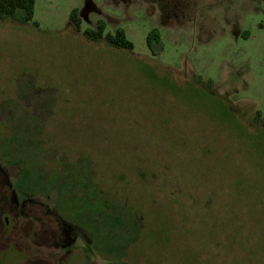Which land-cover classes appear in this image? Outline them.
Returning a JSON list of instances; mask_svg holds the SVG:
<instances>
[{
  "label": "rangeland",
  "instance_id": "obj_1",
  "mask_svg": "<svg viewBox=\"0 0 264 264\" xmlns=\"http://www.w3.org/2000/svg\"><path fill=\"white\" fill-rule=\"evenodd\" d=\"M99 19L132 49L85 38ZM4 202L21 237L0 264H264V0L0 19Z\"/></svg>",
  "mask_w": 264,
  "mask_h": 264
},
{
  "label": "trees",
  "instance_id": "obj_2",
  "mask_svg": "<svg viewBox=\"0 0 264 264\" xmlns=\"http://www.w3.org/2000/svg\"><path fill=\"white\" fill-rule=\"evenodd\" d=\"M33 5L34 0H0V19L11 18L21 23H28L32 20ZM32 23L36 25L35 21H32ZM68 23L72 26L75 31L79 30L80 18L77 9L72 8L70 10L68 14ZM81 34L91 41H97L103 38L107 42V44L112 47L121 48L125 50L132 49V43L126 38L125 32L121 27H117L112 33H104V22L100 19L96 21L94 28H84L81 31ZM158 38L159 36L156 28L150 29L145 37L146 45L148 47H151V43L156 41L158 42ZM10 209L11 205L6 204V202L0 205V257L1 251L5 253L4 246H8L6 245L8 241L13 242L19 240L18 238L21 237L18 230L14 229L13 227H11L10 229L6 228L5 214L7 213L6 211ZM13 244L15 245L17 243L13 242L12 245ZM105 264L127 263L124 261H114L107 262Z\"/></svg>",
  "mask_w": 264,
  "mask_h": 264
}]
</instances>
